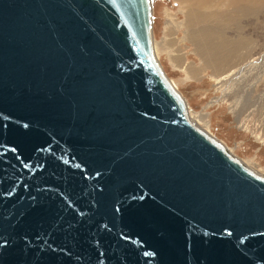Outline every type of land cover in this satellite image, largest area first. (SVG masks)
I'll return each instance as SVG.
<instances>
[{
	"label": "water",
	"instance_id": "water-1",
	"mask_svg": "<svg viewBox=\"0 0 264 264\" xmlns=\"http://www.w3.org/2000/svg\"><path fill=\"white\" fill-rule=\"evenodd\" d=\"M152 0H0V264H264V175L195 124Z\"/></svg>",
	"mask_w": 264,
	"mask_h": 264
},
{
	"label": "rangeland",
	"instance_id": "rangeland-1",
	"mask_svg": "<svg viewBox=\"0 0 264 264\" xmlns=\"http://www.w3.org/2000/svg\"><path fill=\"white\" fill-rule=\"evenodd\" d=\"M152 15L157 59L192 118L264 174V0H152Z\"/></svg>",
	"mask_w": 264,
	"mask_h": 264
},
{
	"label": "bare ground",
	"instance_id": "bare-ground-1",
	"mask_svg": "<svg viewBox=\"0 0 264 264\" xmlns=\"http://www.w3.org/2000/svg\"><path fill=\"white\" fill-rule=\"evenodd\" d=\"M209 35V34H208ZM208 35H206L207 36V38H206V42H208V43H210V41H212V40H210L209 39V37H208ZM190 37L192 38V39H194L195 41H197V43H198V46H199V49L202 51V52H204V50L202 49L203 48V44H204V40L202 39V37L201 36H199V34L198 33H196V32H194V33H191L190 34ZM213 42V41H212ZM152 44H153V50H154V54H155V57L156 58H158V56H157V53H156V50H155V45H154V40H153V38H152ZM206 54V53H205ZM172 83H173V85L175 86V84H174V82H173V80L171 79L170 80ZM176 88H177V86H175ZM187 103V102H186ZM187 109H188V115H189V117L195 122V120L192 118V116H191V114H190V112H189V108H188V105H187ZM195 124H197L198 126H200L197 122H195ZM201 127V126H200ZM202 128V127H201ZM204 129V128H203ZM204 130H206V129H204ZM207 131V130H206ZM208 132V131H207ZM209 133V132H208ZM211 134V133H210ZM212 135V134H211ZM215 137V136H214ZM217 138V137H216ZM218 139V138H217ZM225 145V144H224ZM226 146V145H225ZM227 147V146H226ZM227 149L231 152V153H233V151H232V149H230L229 147H227ZM233 155H235L234 153H233ZM236 156V155H235ZM239 158V157H238ZM243 161V160H242ZM244 162V161H243ZM245 163V162H244ZM249 167H251L253 170H255L256 172H258V173H260V174H263L261 171H257L255 168H253L251 165H249V164H247ZM264 175V174H263Z\"/></svg>",
	"mask_w": 264,
	"mask_h": 264
}]
</instances>
